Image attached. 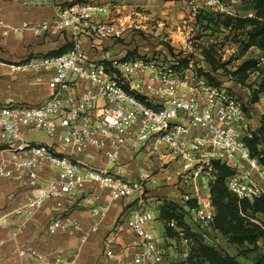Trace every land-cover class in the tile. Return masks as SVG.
Returning a JSON list of instances; mask_svg holds the SVG:
<instances>
[{"label":"built area","instance_id":"obj_1","mask_svg":"<svg viewBox=\"0 0 264 264\" xmlns=\"http://www.w3.org/2000/svg\"><path fill=\"white\" fill-rule=\"evenodd\" d=\"M197 1L191 0V5ZM219 2L217 6H213L216 1L209 2L210 11L234 15L228 9L241 0ZM6 3L49 7L56 10V15L51 20L14 27L3 17ZM101 14H109V6L95 0H0L2 38L30 29L37 37L68 33L73 44L63 55L31 56L11 65L18 73H48L52 94L38 104L0 105V182L23 176L33 193L26 205L31 210L54 202L61 211L67 206V198L89 183L107 190L114 201L142 198L153 167L141 173L137 181H129L115 170L121 168L118 162L124 152H142L164 165L172 161L180 164L179 171L166 176L170 184L201 182L204 194L197 192L195 197L187 195L185 199L197 203L195 218L199 227L216 232L212 228L215 210L211 198L216 164L234 171L226 185L239 201L253 202L264 197V166L251 155L244 141L251 135L246 125L247 102L232 87L211 83L194 70L193 64L179 71L174 68L177 63L167 66L149 56L93 60L82 47L83 38L91 42L118 41L128 30L137 28L135 23L100 19ZM80 82L88 86L78 95H70L73 89L80 88ZM39 133L55 144L28 142L27 138ZM56 147L65 151L59 152ZM95 154L103 155L110 167L92 165L88 159ZM47 166L55 175L44 180ZM91 211L94 217L101 215L99 208ZM155 221L151 211L135 213L129 220L140 239L135 255L120 259L107 252L108 264H176L167 250L169 239L152 227ZM6 224L7 216H0V232ZM169 226L181 236L184 261L177 264H182L189 256V240L175 220ZM98 229L96 224L85 235ZM47 230L52 234L82 231L77 222L61 213ZM18 255L42 264H73L63 257L45 261L41 252L25 246Z\"/></svg>","mask_w":264,"mask_h":264},{"label":"crops","instance_id":"obj_2","mask_svg":"<svg viewBox=\"0 0 264 264\" xmlns=\"http://www.w3.org/2000/svg\"><path fill=\"white\" fill-rule=\"evenodd\" d=\"M97 2L107 3L109 6V14L99 15L100 19H118L121 22L135 23L137 28L141 27L145 30L151 28L152 23L148 25L147 21L152 20L154 17L167 19L166 21L173 23L176 20L175 17L182 15L180 12H175V9H170L171 6L155 7L154 0H101ZM168 3L173 5L174 2H167L166 4L168 5ZM136 8L151 11L149 16L146 17V21L134 19L131 13ZM2 14L8 25L21 27L24 23L37 24L45 20H51L55 17L56 10L49 7H25L19 3H6L2 7ZM140 21H143L144 25ZM56 36L60 39L56 45L44 44V41L30 29L23 31L20 35L12 34L8 38L0 36V105L9 103L38 104L52 94L48 86L50 80L48 73H18L11 69V65L24 62L31 56L46 55L72 41V36L68 33ZM81 43L83 49L96 61L121 60L134 49L126 47L127 50L122 51L123 53L119 57L109 58L110 56H105V52L116 49L115 41L95 40L91 42L83 38ZM138 44H140L139 41ZM146 48L147 46L143 47L142 50ZM87 86V83L80 82V88L73 89L69 94L76 96L82 88ZM254 108L256 115L251 112V116L246 123L250 132L259 129L261 125L260 119L264 114V96ZM44 138V141L38 144H55V141L46 135ZM56 148L59 152L65 151L63 147ZM1 155L7 157L6 154ZM155 160L156 158L153 157L135 158L131 152L126 151L118 162L121 168L115 170L127 180L137 181L140 174L146 172L150 167H153L154 171L157 170V166L161 163ZM88 161L95 166L110 167L101 154H95V157L88 159ZM180 169V164L172 161L165 174H153L147 180L145 196L142 198L114 201L107 190L97 188L90 183L86 184L83 190L67 198V206L61 211H58L54 202H47L35 210L27 208L26 205L33 193L25 183L23 176H18L16 179L2 180L0 182V216H7V224L0 232V264H42L38 260L20 258L18 250L22 246L41 252L46 258L45 261L48 262L54 257H63L73 264H108L107 252H112L115 257L120 259L131 258L137 251L140 239L131 229L129 220L138 211L145 210L151 211L153 215L154 210H156L157 215H154L156 221L152 224V227L157 231L156 223H162L164 227L163 235L169 239L167 250L171 261L183 262L182 252L184 246L177 239L166 235V224L160 220V210L163 202L156 203L154 202L155 199L152 198L149 199L150 203L147 204L148 199H146L150 195L167 196L171 199V202H173L172 200H178L180 203L175 202L178 206L183 207L185 212L191 216H195V210L188 208L186 205L188 201L185 198L187 195L193 198L197 192L203 195L201 182L194 180L188 185H177L176 182L170 184L166 181L167 175ZM54 175V172L47 166L42 177L44 180H48ZM255 178L259 179L256 174ZM94 208H99L100 216L94 217L92 215L91 210ZM60 213L77 222L82 231L68 230L57 231L53 234L49 233L47 230L48 224ZM189 214H186V216H189ZM96 224H99L98 231L86 236L85 232Z\"/></svg>","mask_w":264,"mask_h":264},{"label":"rangeland","instance_id":"obj_3","mask_svg":"<svg viewBox=\"0 0 264 264\" xmlns=\"http://www.w3.org/2000/svg\"><path fill=\"white\" fill-rule=\"evenodd\" d=\"M172 1L174 2L173 5H169V3L168 5L166 4L167 2ZM211 1L212 0H199L196 4L191 5V0H154L155 7L162 8L165 5L171 6L170 9H175V12H180L182 15L175 17L176 20H174L173 23L166 21L167 19L163 20L162 18L154 17L152 20L147 21L148 25L150 23L153 24H151L150 29L145 30L139 27L128 30L123 39L115 41L117 46L116 49L105 52V56H110L109 58L119 57L123 53L122 51L127 50L126 47H131L134 49L130 52L136 51L137 53L127 59L136 56H149L151 58H156L161 64L167 66H172V64L182 60H189L188 66L189 64H193L194 70L198 71L199 74H208L209 76L213 74L216 81L232 87L241 100L247 101L246 111L249 119L251 112L256 115L254 106L260 102L259 101L256 104L250 103L251 91L249 88H255L262 78L261 74L264 69V49L262 50L257 47H251L248 50L246 49V44L249 40L247 33L251 30V27L241 29L234 25L231 27H225L224 25V22L227 19L226 17L232 18L239 14H248L249 9L245 4L242 5L240 3L234 8H229L228 10L234 12V15L223 13L218 19L206 21L199 18L198 20V14L203 9L210 10L209 2ZM214 1H216V3H214L213 6L220 4L219 0ZM221 1L230 4L231 0ZM150 13V10L147 11L143 8H136L131 14L134 19L136 18L146 21V17L149 16ZM140 23L144 25L143 21H140ZM161 23L163 25H160ZM40 38L46 45H56L60 40L56 35L50 34L44 35ZM138 41L140 44H138ZM146 46L147 48L142 50V48ZM208 46L209 48L212 47L214 51L216 50L213 56L214 64H210L205 53H203V50L208 48ZM106 60L108 61L109 59ZM250 60L258 62V64L252 69L245 71L243 68L244 63ZM183 68H188L186 63L183 64ZM245 76L246 86H242L239 79L244 78ZM250 133L251 132H249V134ZM44 136L43 133H39L32 135L27 139L28 142L38 144L44 141ZM133 155L135 158H151L142 154V152L134 153ZM160 163L161 166L158 165L157 170L153 171V174H165L170 165V163L168 165H164L162 162ZM152 198L155 199L154 202L156 203L171 202L169 197H163L162 195L157 194L150 195V197L147 196V204L150 203L149 199ZM172 201L175 205V202L180 203L178 200ZM154 215H157L156 210H154ZM185 217L190 229L186 232V238L189 240V255L191 254V250L197 247L194 235L198 236L204 244L237 257L240 264H255L254 259L257 254L264 252L263 240L259 241V250L246 245L239 247L230 243L228 239L218 231L214 232L209 229L205 230V232L197 224L195 216L189 214V216L187 215ZM257 220L262 223L264 216L257 215ZM156 226L157 232L163 237L164 227L162 223L157 222ZM173 234L174 239H177L178 241L181 239V236L175 230H173Z\"/></svg>","mask_w":264,"mask_h":264},{"label":"trees","instance_id":"obj_4","mask_svg":"<svg viewBox=\"0 0 264 264\" xmlns=\"http://www.w3.org/2000/svg\"><path fill=\"white\" fill-rule=\"evenodd\" d=\"M242 5H246L249 9L248 14L237 15L235 17H226L224 22L225 27L237 26L241 29L251 27L248 31L249 40L246 44V49L257 47L264 49V0H241ZM252 14L253 16H249ZM223 13L213 12L203 9L198 14L199 18L203 20L218 19ZM72 42L65 44L58 50L49 52L48 56L63 55L71 50ZM214 49L211 47L205 48L203 53L210 64H214ZM136 54V52H129L122 60ZM106 62V61H105ZM174 66L177 70H183V64L186 63L188 67L189 60H182L176 62ZM258 62L250 60L244 63V70L248 71L255 67ZM201 74V73H200ZM205 75L209 78L211 83L218 84L214 77ZM262 78L257 83L255 88H249L250 103L256 104L264 96V69L262 71ZM245 79L240 78V84L246 86ZM259 129L252 131L251 135L244 139L251 155L258 159L259 163L264 166V114L260 119ZM234 173V171L224 165L216 164V175L211 186V198L215 208V216L213 218L212 228L220 232L228 241L239 247L249 246L259 250V241H264V220L260 223L257 220V215L264 216V197L255 199L253 202L248 200L239 201L232 192L227 188L226 181ZM186 205L190 210L197 208L195 201H188ZM160 220L166 224V235L173 237V229L170 228L169 223L175 220L179 227L184 228V235L188 232L189 226L186 219V212L183 207L175 205L172 202H163L161 206ZM197 247L191 250L188 259L182 264H240L237 257L232 256L215 247L204 244L202 240L194 235ZM255 264H264V252L257 254L254 259Z\"/></svg>","mask_w":264,"mask_h":264}]
</instances>
